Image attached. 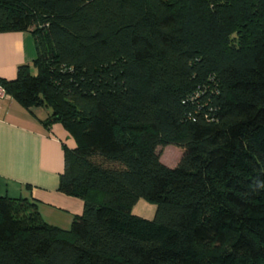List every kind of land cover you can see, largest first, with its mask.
Wrapping results in <instances>:
<instances>
[{
  "label": "trees",
  "instance_id": "1",
  "mask_svg": "<svg viewBox=\"0 0 264 264\" xmlns=\"http://www.w3.org/2000/svg\"><path fill=\"white\" fill-rule=\"evenodd\" d=\"M27 30L36 71L0 88L74 139L57 188L83 209L0 195V264H264V0H0Z\"/></svg>",
  "mask_w": 264,
  "mask_h": 264
},
{
  "label": "crops",
  "instance_id": "2",
  "mask_svg": "<svg viewBox=\"0 0 264 264\" xmlns=\"http://www.w3.org/2000/svg\"><path fill=\"white\" fill-rule=\"evenodd\" d=\"M36 55L29 30L0 32V77L14 78L18 65L24 63L34 73ZM48 114L46 107L26 109L10 95H0V195L36 201L47 223L67 229L83 209L80 198L57 188L63 169L62 144L72 148L75 142L60 123L43 125ZM132 212L152 218L155 208L139 199Z\"/></svg>",
  "mask_w": 264,
  "mask_h": 264
},
{
  "label": "rangeland",
  "instance_id": "3",
  "mask_svg": "<svg viewBox=\"0 0 264 264\" xmlns=\"http://www.w3.org/2000/svg\"><path fill=\"white\" fill-rule=\"evenodd\" d=\"M35 73V71H34ZM50 112V109H48ZM160 157L168 164L175 165L180 157L181 148L175 145H167L164 147H159ZM145 201V200H144ZM152 207L155 208V205L149 203Z\"/></svg>",
  "mask_w": 264,
  "mask_h": 264
},
{
  "label": "built area",
  "instance_id": "4",
  "mask_svg": "<svg viewBox=\"0 0 264 264\" xmlns=\"http://www.w3.org/2000/svg\"><path fill=\"white\" fill-rule=\"evenodd\" d=\"M4 94V91L0 88V95Z\"/></svg>",
  "mask_w": 264,
  "mask_h": 264
}]
</instances>
